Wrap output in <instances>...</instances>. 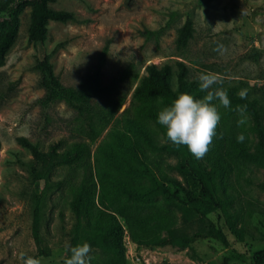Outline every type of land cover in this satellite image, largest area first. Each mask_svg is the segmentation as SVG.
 Segmentation results:
<instances>
[{"label":"rangeland","instance_id":"1","mask_svg":"<svg viewBox=\"0 0 264 264\" xmlns=\"http://www.w3.org/2000/svg\"><path fill=\"white\" fill-rule=\"evenodd\" d=\"M49 6L72 12L74 19L49 21L44 42L35 44L28 39L30 6H25L19 15L16 41L0 66V264H21V252L42 258V264H63L73 223L71 196L83 177L96 182L94 156L109 140L111 125L102 128L96 124L97 136L87 132L93 111L80 113L64 100H46L37 67L43 54L60 84L76 89L106 49L100 79L103 91L90 104L105 109L113 100L122 102L116 117L130 106L147 65L169 64L175 72L177 61L188 67L189 80L199 82L201 73H217L223 83L213 88L223 87L227 92L237 88L238 94L244 91L264 107V0H54ZM187 18L193 21V37L185 48L178 49V32ZM220 48L223 54L217 50ZM173 80L175 86V76ZM213 103L221 115L216 135L223 138L226 148L218 152L209 148L206 156L215 158L220 153L225 169L219 194L233 197L238 222L247 231L245 240L235 237L213 212L209 217L223 229L227 244L210 238L184 248L141 245L133 234H156L160 222H172L178 232L186 234L197 224L178 204L159 197L140 202L120 199V208L129 213L133 225L131 231L125 218L111 211L124 229L125 264H222L224 257L236 253L244 255V260L232 258L229 264H255L251 254L264 247V189L259 187L264 185V169L228 151L241 133L243 143L253 151L257 136L247 113L241 115L232 105L226 109L218 101ZM144 123L159 137L152 122ZM18 137L43 149L59 140L70 145L76 138L83 139L90 156L73 166H55L46 183L33 177L32 155L17 142ZM163 159L174 163L173 157ZM36 215L39 241L33 236ZM91 249L90 264H117L111 253L96 244Z\"/></svg>","mask_w":264,"mask_h":264},{"label":"trees","instance_id":"2","mask_svg":"<svg viewBox=\"0 0 264 264\" xmlns=\"http://www.w3.org/2000/svg\"><path fill=\"white\" fill-rule=\"evenodd\" d=\"M53 1L0 0V66L5 64L7 55L16 41L19 15L25 6H30L28 39L35 44L42 45L44 42L49 21L68 22L74 19L72 12L50 8L49 4ZM193 32V21L187 18L178 32V49L187 46ZM106 52L104 49L94 70L76 89L60 84L47 55L43 54L37 65L42 72L41 85L45 89L47 101L64 100L80 113L93 111L87 130L91 136L98 134L96 124H100L102 128L111 125L109 140L98 147L94 156L96 182L90 183L83 177L81 181H77L71 196L69 205L73 223L70 246L84 242L90 246L96 244L111 253L117 259V264H125L124 229L111 211L123 216L132 231L131 217H128L129 213L125 209L120 208V199L140 202L157 197L178 204L186 215L195 220L197 227L186 234L178 232L172 222H160L156 225V234H133L134 240L139 244L184 248L195 241L210 238L227 244L225 232L209 217L213 212L223 219L235 237L244 241L247 231L238 222L233 197L225 192L219 194V189L223 187V182L219 180H222L225 169L219 158L220 153L215 158L205 155L202 159H196L186 146H176L168 141L164 134L165 129L157 122L161 108L170 106L180 93H188L197 99L206 94L200 91L198 81L189 80L186 64L177 61L175 72L169 64L147 65L145 75L134 90L130 106L116 117L122 102L113 100L105 109H97L90 104L91 99L103 91L100 79ZM228 96L232 106H241L243 112L250 116L257 136L253 151L234 138L228 152H233L245 162L264 169V107L259 105L256 99L249 98L248 94L242 99L234 87L228 89ZM145 120L154 124L159 131V137L144 123ZM222 141L223 138L216 135L209 146L210 150L226 148ZM17 142L32 155L30 172L33 177L38 180L45 179L46 183H49L48 176L55 166H73L90 156L88 143L78 138L70 145H65L63 140H59L47 149L25 137H18ZM164 156L173 157L174 163L164 160ZM164 168L176 172L178 176L169 175ZM58 184H63V181H58ZM90 184H94V188H91ZM259 187L264 189L263 184ZM93 205L94 208L89 212ZM39 231L40 223L36 215L33 223V236L36 241H39ZM162 231L166 232L165 235L161 234ZM67 254L68 258L70 253ZM232 258L244 260V255L236 253L226 256L222 264H229ZM250 259L255 264H264V247L255 250Z\"/></svg>","mask_w":264,"mask_h":264},{"label":"clouds","instance_id":"3","mask_svg":"<svg viewBox=\"0 0 264 264\" xmlns=\"http://www.w3.org/2000/svg\"><path fill=\"white\" fill-rule=\"evenodd\" d=\"M223 54V49H217ZM200 91L206 94L203 98L197 99L188 93H180L170 106L162 108L157 115V122L165 129V135L172 144L186 146L188 151L196 158L202 159L209 151L213 138L216 136V129L221 120L219 106L230 108L231 101L228 92L223 87L213 88V85H222L223 77L214 72H203L198 77ZM243 99L246 96L244 91L239 93ZM236 111L241 115L243 108L237 106ZM243 120L239 123L243 124ZM245 137L241 133L237 136V142L242 143ZM89 243L84 242L75 246L66 245V254L70 256L63 261V264H90ZM21 264H42V258L19 254Z\"/></svg>","mask_w":264,"mask_h":264}]
</instances>
